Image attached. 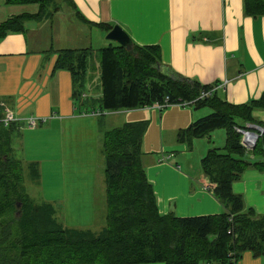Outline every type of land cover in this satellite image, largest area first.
Returning a JSON list of instances; mask_svg holds the SVG:
<instances>
[{"label":"trees","instance_id":"1","mask_svg":"<svg viewBox=\"0 0 264 264\" xmlns=\"http://www.w3.org/2000/svg\"><path fill=\"white\" fill-rule=\"evenodd\" d=\"M65 1L76 9L73 0H5L6 5L38 4L39 10L1 21L0 40L11 33H25L30 21L52 18ZM244 11L254 18L263 16L264 0H244ZM77 15L107 33L113 28L110 23H94ZM53 52L57 54L53 71L67 70L72 75L75 101L85 97L90 60L98 57L101 111L150 108L165 102L160 111L173 105L209 108L210 113L180 130L177 140L191 149L195 139L225 130L224 146L212 145L201 158L210 190L223 211L202 216L162 213L143 162L148 122L108 128L100 121L106 225L98 226L99 230L68 227L58 217L61 207L34 201L26 191V179L40 185L41 166L14 153V138L22 126L14 122L6 127L0 122V264H199L203 260L237 264L244 251L263 257L264 264V216L233 191V183L248 168H264V130L254 128L264 125L253 116L255 106L264 108V93L258 100L233 104L216 94L221 83L204 84L167 71L157 44L134 42L131 50L111 42L97 50L53 46L46 50ZM86 102L82 100L81 105ZM5 111L0 101V119ZM246 130L259 133L253 148L243 143Z\"/></svg>","mask_w":264,"mask_h":264},{"label":"crops","instance_id":"2","mask_svg":"<svg viewBox=\"0 0 264 264\" xmlns=\"http://www.w3.org/2000/svg\"><path fill=\"white\" fill-rule=\"evenodd\" d=\"M73 2L76 9L62 4L52 18L28 22V33H11L0 40V101L17 119L24 120L32 112L38 118L52 121L55 131H47L55 134L53 141L59 149L61 160L56 159L60 161L58 167L62 176L57 183H46L45 169L40 161L41 182L37 198L61 207L58 217L70 227H98L105 221L104 182L98 183L91 173L84 178L76 169L81 156L80 133L83 134V146L91 123L84 118L86 116L78 114L71 73L66 70L54 72V57L46 50L51 46L57 49L92 47L93 28L107 34L89 25L77 15L79 12L90 22L119 24L137 44L159 45L167 71L204 84L219 82L222 84L216 91L219 97L233 104H244L260 99L264 93V15L256 18L246 15L244 0ZM38 10L39 5L37 11H25L21 5H6L5 0H0L2 21ZM31 31L33 37L29 35ZM61 33L64 34L61 35L64 44L70 45H60ZM89 104L92 102L88 100L86 107ZM208 113L209 108L193 109L179 105L164 111L153 107L123 109L108 111L106 116L92 115L98 124L91 125L98 127L100 154V119H104V124L108 122V128L147 121L143 162L160 211L174 212L179 216L215 215L221 213L223 207L207 188L209 180L202 170L201 158L213 145L211 139L219 134L213 131L208 138L195 139L191 149L177 140L180 130ZM253 116L264 125V108L255 106ZM19 124L22 130L28 126L24 122ZM223 146L221 143L220 147ZM43 148L51 152L53 145ZM233 191L243 196L247 207H253L264 216V168H248L240 180L233 183ZM102 195L104 206L100 204ZM237 264H263V257L244 251Z\"/></svg>","mask_w":264,"mask_h":264},{"label":"rangeland","instance_id":"3","mask_svg":"<svg viewBox=\"0 0 264 264\" xmlns=\"http://www.w3.org/2000/svg\"><path fill=\"white\" fill-rule=\"evenodd\" d=\"M63 4L65 7L69 9L71 8V6L66 1ZM21 6H23L25 11H28V9H30L31 11H37L38 4L21 5ZM32 6H35V7H32ZM1 19L2 18L0 17V21H2ZM56 23H58L57 19H56ZM26 28L28 29V23L26 24ZM26 33H28V30L26 31ZM29 35L30 37L34 36L32 31L31 33L29 32ZM59 35H60V40H61L60 45L66 46L67 43L64 44V41L61 38V35H64V34L61 33ZM106 35H107L106 33L104 34L102 31H99V29L93 28L91 30L92 48L97 50L99 48L109 45L110 42L116 43L114 41L107 40ZM67 45H70V44H67ZM51 57H54L53 60L55 61L57 54L53 52L51 53ZM90 63H91V66H90V70L87 76V83L85 84V95H84L85 97H81L80 100H76V104H77L76 109L78 110V114H80L81 116H86L84 118L89 119L88 122H90L91 124L96 122V124H98L97 120L94 119L92 115L87 113V109H89L90 111H93L94 107L98 110L100 108L101 75H100V68L98 67L99 65L98 57L96 55H93V57L90 60ZM82 100H85V101L89 100L90 102H92V104L91 105L89 104V106L86 107L85 104L81 105ZM210 112L211 110L209 109V113ZM30 117L38 118L37 114H33L32 112H29L28 114V118ZM100 120L104 121L103 118ZM51 122H52L51 120L46 121L42 123L41 125L34 127V128L25 126V128L21 130V133L17 134L14 138V148H15L14 153L18 158L23 159L27 163L29 161V162H38L39 164H41L40 161H42L43 167L45 169L44 173H45L46 183L48 182L57 183L61 179L62 174H61L60 168L58 167L60 164V161H57L56 158L58 157V160H61V159H60V155H58L59 149H56V141H53L55 138V134L47 131V130H50L52 132L55 131L54 128L51 126ZM91 124H88L90 128L87 131V138L83 146H82L83 134L80 133L81 146L79 150L81 151V156H80V159L77 160L76 162V169L83 175L84 178L88 174L91 173V176L96 178L99 183L100 181L101 182L105 181V174H104L105 158L102 155L100 157V154L98 151V127L96 125L92 126ZM105 125L107 127L110 126L107 121H105ZM216 133H218L219 136L211 139V143H213V145L216 147H220L221 143L225 144L226 132L224 129H217L214 131V134ZM23 139H24L25 146L23 145ZM206 140L208 141V139ZM79 143H80V139L78 138L75 143L77 150H78ZM47 145L50 147L53 145L51 152H47L45 148H43ZM27 150H28V157H27ZM25 188H26L27 193L33 198L34 201H37V202L41 201L37 198L38 192L40 191V189L38 188V185H34L32 182L26 179ZM103 198L104 196L102 195L100 204L104 206L105 203H104ZM104 212L105 211H103V215H104ZM105 225H106V222L105 224H103V226ZM86 227H92L91 229H94V230L100 229V227H97L96 225L86 226ZM86 227L82 226L81 228H86ZM75 228H80V227H75ZM199 264H207V262L203 260V261H200Z\"/></svg>","mask_w":264,"mask_h":264},{"label":"built area","instance_id":"4","mask_svg":"<svg viewBox=\"0 0 264 264\" xmlns=\"http://www.w3.org/2000/svg\"><path fill=\"white\" fill-rule=\"evenodd\" d=\"M206 95V93H203V96ZM168 103L165 102L164 104L156 103L153 108H156L158 110H162ZM187 105V103L185 104ZM108 111H101L100 109H96L93 111H87L88 114L94 115V116H102L105 115ZM0 122H2L6 127L11 125L12 123H21L24 122L26 125L29 127H37L40 124L46 122V118H37V117H30V118H25L24 120L22 119H17L15 118L13 112L11 110L6 109L3 118L0 119ZM256 142V135L250 130H246L243 132V143L245 146L248 148L252 146ZM207 188L210 189L209 186Z\"/></svg>","mask_w":264,"mask_h":264},{"label":"water","instance_id":"5","mask_svg":"<svg viewBox=\"0 0 264 264\" xmlns=\"http://www.w3.org/2000/svg\"><path fill=\"white\" fill-rule=\"evenodd\" d=\"M106 39L110 41H114L128 50H131L133 48L134 41L132 37L119 24L113 26V28L107 33ZM254 128L258 130H264V128H260V127L259 128L254 127ZM250 132L256 135V141H257L259 137V133L255 130ZM255 144L256 142L252 144L251 148H253Z\"/></svg>","mask_w":264,"mask_h":264}]
</instances>
